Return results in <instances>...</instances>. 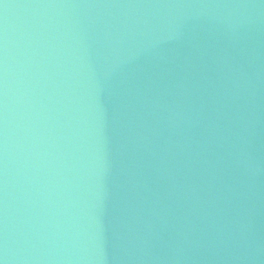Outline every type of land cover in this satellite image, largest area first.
I'll list each match as a JSON object with an SVG mask.
<instances>
[{
  "label": "water",
  "instance_id": "1",
  "mask_svg": "<svg viewBox=\"0 0 264 264\" xmlns=\"http://www.w3.org/2000/svg\"><path fill=\"white\" fill-rule=\"evenodd\" d=\"M0 264H264V0H0Z\"/></svg>",
  "mask_w": 264,
  "mask_h": 264
}]
</instances>
